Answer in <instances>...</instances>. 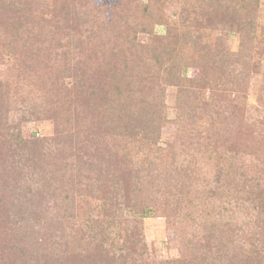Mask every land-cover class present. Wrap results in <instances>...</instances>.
Returning a JSON list of instances; mask_svg holds the SVG:
<instances>
[{"label": "rangeland", "instance_id": "obj_1", "mask_svg": "<svg viewBox=\"0 0 264 264\" xmlns=\"http://www.w3.org/2000/svg\"><path fill=\"white\" fill-rule=\"evenodd\" d=\"M31 1L33 4L30 5ZM149 1L139 0L137 3L135 0L128 5L124 0H0V40L15 37L11 34L21 24L24 32L35 33V36L21 33L16 38L45 39L42 32L47 30L52 45L48 55L51 54L54 61L50 63L53 66L48 67L40 59L38 64L20 69L15 67L10 52H0V146L6 145L4 151L7 153V143L18 135L35 143L30 150L36 173L43 182L36 186L29 180L22 181L25 186L35 185L33 192H39V196L50 190L44 185L45 177L53 174L56 178L66 176L67 184L71 178L75 179L72 187L69 184L64 186L61 178L57 180L60 183H54V186L63 185L60 188L66 193L62 198L66 196L74 200L73 210L66 214L59 212L55 201L48 197L50 209L42 213V219L33 222L35 242L26 246V257L16 250L5 252L8 235L3 229L8 225V218L0 215V264H92L95 263L92 259H97L95 255L100 253L98 243L102 235L98 233L101 228L97 223L109 220L105 215L108 202L86 188L81 189L77 181L85 168L80 165L79 156L92 139L89 129L102 132L101 128L105 129L109 120L97 114L92 118L86 115L90 122L88 119L84 121L80 111L85 99L79 96L80 81L75 76L79 73L94 77L101 86L103 84L106 103L110 104L118 98L107 91L118 77H122L120 83H127L124 90L128 88L130 94L141 92L137 93L139 98L145 96L144 100L150 106L156 98L154 94L158 93L151 92L155 87L149 84L152 81L158 83L166 117V123L159 131L158 146L165 149L173 146L175 152L170 162L190 168L191 181H186L185 191H192L205 183L214 184L220 177L226 190H234L231 193L234 200L220 199L211 207L214 212L219 209L221 212L223 208L232 209L228 201L235 203L236 214L228 211L229 214L221 213L216 218L223 231L226 230L231 238L234 236V241L244 238L236 242L234 251L247 253L252 261L264 264V255L257 252L260 250L264 254V0H253L250 7L240 12L229 8L230 0H221L213 8L203 6L197 9L167 0L160 16L165 23L155 24L149 18L143 22L148 27L153 26L150 31L153 36L137 30V24L145 20L139 16L137 4L146 5ZM151 1L155 7V0ZM89 5L100 6L104 11L101 17L112 18L115 28L111 34L95 35L100 28L98 21L90 23L83 13ZM34 23L45 29L34 28ZM175 26L181 35L188 31L189 39H200L195 46L192 43V63L195 62V66L180 63L181 79L174 75L176 70L167 75L158 66L150 76L144 69H139L141 74L138 76L137 72L130 73V67H126L118 49L128 47L129 42L134 41L136 48H131L135 57L131 64L142 52L153 59L156 50L168 43L169 27ZM43 52L46 55V50ZM61 60L70 62L74 68L59 73L56 64ZM88 65L90 73L84 70ZM201 77L205 79L203 84L193 83ZM86 93H91L88 87ZM181 108L187 111L185 121L177 118ZM204 111L208 112L205 114ZM140 118L144 119V116ZM64 127L65 133L60 131ZM63 133L65 136H58ZM62 142L66 144L61 145ZM147 151L145 149V153ZM154 156L157 155L151 151L148 160H153ZM84 160H88V156ZM88 164L95 163L90 161ZM66 166L67 174L63 175L61 169ZM242 174L246 179L240 182H246L248 186L235 189L234 179L242 180ZM184 177L179 176V183L185 180ZM169 185L175 187L172 182ZM30 200L32 198H22L20 187L9 186L7 192L0 194V214L8 210L9 216L19 217L18 213L24 210L21 202L27 205ZM256 205L259 208H255ZM151 213L143 220L140 231L149 251V260L180 259V243L174 231L167 227L165 218ZM123 215L124 219L134 217L132 211H124ZM114 229L119 230L118 225ZM248 231L254 238H247Z\"/></svg>", "mask_w": 264, "mask_h": 264}, {"label": "trees", "instance_id": "obj_2", "mask_svg": "<svg viewBox=\"0 0 264 264\" xmlns=\"http://www.w3.org/2000/svg\"><path fill=\"white\" fill-rule=\"evenodd\" d=\"M132 1L135 0H124L128 5ZM138 1L136 0L137 3ZM166 1L155 0V7L151 0L146 5L137 4L139 16L145 18V20L141 18L143 21L137 24V30L140 29L142 33L153 36L154 34L150 32L153 26L148 27L143 22L149 18L155 24L165 23L160 16L163 3ZM173 1L184 7L196 9L203 6L213 8L217 3L221 2V0ZM230 1L231 7L229 8L238 12L245 11L253 3V0H249V2L247 0ZM31 3L32 1L30 5ZM111 10L113 12V8ZM102 12L104 13L100 6L93 7V5L87 6L83 12L89 18L88 21L90 23L98 21L100 28L95 32L98 37H100V33L111 34L115 28V24L111 20L112 13L109 14L111 18L109 20L106 16L105 18L104 16L101 17ZM106 13L107 11H105ZM33 27L45 29L39 23H34ZM169 30L168 43L165 44V47L161 46L156 50L157 52L153 55V59L142 52V54L137 56L138 59L131 64L133 57H135L132 53V48H136L133 44L134 41L129 42L130 46L128 47L118 49L123 62L126 63V67L127 65L130 67V73L137 72L138 76L141 74L139 69H144L150 76L156 66H158L167 75L171 70H176L175 72L173 71L174 75L181 79L180 63L185 64L186 62L188 65L193 64L195 66V62L192 63L194 57L192 43L195 46V43L200 41V39L198 37L194 40L193 38L189 39L188 35L190 32L188 31L181 35L177 26L169 27ZM21 33L35 36V33L24 32V27L21 24L18 30L11 34L15 37L0 40V52L2 54L10 52L14 57L15 67L20 69H23V66L38 64L40 59H43L44 64H47L48 67L53 66V64L50 65V63L54 62L52 61V56L50 57L51 54L48 55L52 49L50 33L47 30L42 32V36L45 39L48 37L46 41L41 39L42 37L35 38L34 41L29 38L28 40L23 36L16 38ZM201 38L204 39V37ZM45 50L46 55L43 52ZM47 55L48 57H46ZM74 58L76 59V56ZM63 61L61 60L59 64H56L59 70L55 68L59 73L74 68L70 62ZM60 67H62V70H60ZM201 68L205 71L204 67ZM84 70L90 73L89 65ZM75 76L80 81L79 96L81 99H85V101H82L83 108L80 111L85 120L83 118L80 119L86 121L88 119L85 117L86 115L92 118L98 114L109 120L106 123L107 125H105V129L101 128L102 132L89 129L92 139L89 140L88 146L84 148L83 155L79 156L80 165L83 164L85 168L77 184L81 189L86 188L87 191L96 193L102 201L108 202V210L105 215L109 220L106 221L107 223L105 220L97 223L99 228H101L98 233L102 235V240L100 244L98 243L100 253L95 255L98 256L97 259L96 257L92 259L95 263H91L104 264L105 261H108L110 262L108 264H257V261H252L253 259L247 256V253L240 254L234 251L236 242L244 240V238L240 237L237 241H234V236L231 238L226 233V230L223 231L220 220L216 218L221 213L227 215L228 211L237 213V210H235L237 206L235 205L234 207L233 205L235 203H230L235 199L231 198V193L234 190H226V185L220 177L214 184L205 183L202 186L199 185L197 189L185 191L184 188L188 184L186 181H191L190 168L179 164L176 166L170 162L175 152L173 146L168 149L158 146L160 128L166 123L165 107L159 96L158 83L152 81L149 84V86L155 87L150 91L158 93L154 94L156 98H153L154 102L150 106V103L144 100L145 96L139 98L137 93L141 92L130 94L128 88L124 90L127 83H120L122 77H118L113 85H109L111 89L107 91L113 93V97L118 98V102L115 101L114 104H110L106 103V94H103L105 86L103 84L101 86L98 80L94 81V77H86L80 73ZM204 81L205 79L201 77L193 83L203 84ZM149 86H145V88H149ZM86 87L90 89L91 93H86ZM101 88L102 91L100 90ZM120 93L124 94L120 96ZM189 110L191 112L195 111ZM207 112L204 111L205 114ZM186 114L187 111L181 108L177 118L185 121ZM141 116H144V119H141ZM87 122H90L89 119ZM134 122L137 123L134 124ZM60 131L65 133V127ZM64 133L58 136L61 137ZM46 141L48 140L44 142ZM72 143L76 145L74 141ZM62 144H66V142H62ZM31 145L35 146V143L25 141L21 135H18L16 139H10L9 143H7V153L4 151L6 145L0 146V194L7 192L9 186L14 185V188L20 187L22 198H32L27 205L21 202V208L23 207L24 210L18 213L19 217L13 218L9 216L11 213H8V210L0 214L1 217L8 218V225H5L3 229L8 235L6 236L5 252L9 251L11 253L16 250L21 255L23 253L25 257L28 253L26 246L35 242L33 232L35 224L33 222L42 219V213L49 211L50 200L55 201V207L64 214L73 210L74 201L66 196L62 198L66 191L60 187L66 186V176H62L66 181L61 177L56 178L54 174L50 177H45L44 185L50 190L47 193H42V196H39L37 191L33 192V186L42 183L43 179L36 173V166L33 163V156L30 150ZM145 149L148 150L146 153ZM151 151H154L157 156H154L153 160H151L152 158L148 160ZM87 156L88 160L85 161L84 159ZM90 161L95 164H88ZM104 162L108 166L107 169ZM154 162H157L158 165L154 164ZM152 164H154V167H151ZM67 166L65 169H61L63 175L67 174ZM185 168L187 170L184 172L183 169ZM79 171H81V168H79ZM95 173H98V175H95ZM183 175H185V180L179 183L178 178ZM241 176L242 180L234 179L233 186L235 189H241V186H248L246 182H240L246 179L245 175L242 174ZM60 178L63 185L54 186V183ZM166 179L168 180L164 181ZM22 180H29L35 185L29 184L25 186ZM157 181L164 182H161V184ZM60 182L57 181L56 183ZM68 182L69 185H67L72 187L75 184V179L71 178ZM171 182L175 184V187H170L169 183ZM48 197L52 198L48 200ZM225 198H230L228 203L232 209L223 208L221 212L220 209L214 212V207H211L213 202L217 203L220 199ZM254 207L259 208V205ZM124 211H132L134 217L132 219H124ZM4 212H7L6 215H4ZM151 212L159 218H165L167 227L174 231L176 239L180 243V259L161 262L149 260V251L144 242V237L140 235V231L143 228V220L149 217L152 214ZM130 223L132 226L129 225ZM117 225L119 230L114 229ZM247 233V238H254L250 236L252 234L251 231ZM1 250L0 248V255H2ZM257 252L260 255H264L260 250ZM99 259L101 260L98 261ZM11 263L15 264V262ZM23 264L27 263L24 262Z\"/></svg>", "mask_w": 264, "mask_h": 264}]
</instances>
